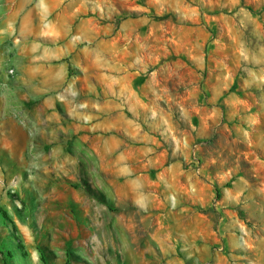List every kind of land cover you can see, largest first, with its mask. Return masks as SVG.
Instances as JSON below:
<instances>
[{"label": "rangeland", "instance_id": "1", "mask_svg": "<svg viewBox=\"0 0 264 264\" xmlns=\"http://www.w3.org/2000/svg\"><path fill=\"white\" fill-rule=\"evenodd\" d=\"M82 1L62 99L0 150V264H264V0Z\"/></svg>", "mask_w": 264, "mask_h": 264}, {"label": "crops", "instance_id": "2", "mask_svg": "<svg viewBox=\"0 0 264 264\" xmlns=\"http://www.w3.org/2000/svg\"><path fill=\"white\" fill-rule=\"evenodd\" d=\"M82 6V0H0V150L12 158L27 153L63 97L72 52L88 37Z\"/></svg>", "mask_w": 264, "mask_h": 264}, {"label": "built area", "instance_id": "3", "mask_svg": "<svg viewBox=\"0 0 264 264\" xmlns=\"http://www.w3.org/2000/svg\"><path fill=\"white\" fill-rule=\"evenodd\" d=\"M13 70H11V72H12Z\"/></svg>", "mask_w": 264, "mask_h": 264}]
</instances>
